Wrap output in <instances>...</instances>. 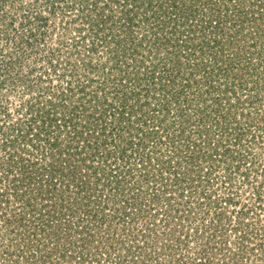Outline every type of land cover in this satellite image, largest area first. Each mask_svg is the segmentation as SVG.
<instances>
[{
	"label": "trees",
	"instance_id": "trees-1",
	"mask_svg": "<svg viewBox=\"0 0 264 264\" xmlns=\"http://www.w3.org/2000/svg\"><path fill=\"white\" fill-rule=\"evenodd\" d=\"M239 1L242 3V7L237 4L233 8H231V2L237 3L236 0H181V3L179 0H113V5H109L121 8L120 12L116 11L119 13L118 22L120 23L115 21L117 17L113 14L114 10L111 7L112 10L107 16H104L105 20L107 19L106 23L112 22L111 33L117 35H106L103 39H109L112 50L116 51L117 56L114 57L115 64L109 68L113 75L111 76L112 83L108 78L106 85L100 89L102 92L97 91L95 94L97 96L101 94L106 98L101 99V103L98 102V104L103 105L107 100L109 103L105 107L92 106L91 101L80 96L75 101L73 98L78 96V93H83L86 89L85 86L80 88L78 86V89H75L68 82L66 91L57 89L59 94L56 92L54 97L55 95H58L59 98L62 96L64 104L72 99V104L75 103L73 112L80 108L83 112L89 113L86 128L81 131L75 130L76 134L71 138L73 141L85 142V145L67 147L66 152V148L63 150L60 147L58 140L54 145L48 140L47 144L52 147V152L48 157L44 156L42 162L39 159L33 160V162L22 159V157L19 159L22 165L19 168L21 174L18 175V180H13L15 182L14 189H10L25 209L18 213L15 221L19 222L22 227L28 228L27 223L30 224L32 231L39 224L36 221L44 222L43 229H46L44 231L50 233L49 237L52 236L58 240L57 246L54 245L55 248L50 249L44 245L43 249L46 250L44 253L49 251L47 254H41L44 260H52L53 255L57 260L56 264L73 260L75 256L72 254V249L82 238L83 244L86 246L85 251H89L86 254L82 252V256H77L81 263L87 262L86 257L95 259L91 260L93 264H102V256L111 258L117 250L120 253V258L115 261L118 260L120 264H138V261H135V259L140 260L136 256L137 251H139L140 257L145 259L141 252L143 249L138 242L132 243V245L125 243V238L129 233L134 234L137 239H146L153 234V238L157 239L156 241L161 239L162 244L173 239L185 247H190L191 243L197 244L198 248L190 247V250H193L190 253L194 255V258H191L192 261L189 264H199L197 259H204L209 264H216L215 259L218 254L220 258L224 259L228 258L227 255H229L228 259L233 260L241 258L243 261V259L252 258L255 249H250L248 246L252 241L249 233L251 230L254 233L257 229L255 224L244 221L249 216V212L240 213L235 225L230 226L231 223H227L231 220L228 210L240 203L239 192L241 190L239 189L250 184L251 173H241L240 176L243 177L241 184L240 182L237 184L235 176L233 177V174L236 173L230 167L227 168L229 170L227 180L225 176L217 173L220 168L229 165V160H236L237 168H240L242 162L253 164L260 155L256 154L250 146L243 144L241 132L237 133L234 140L224 143V146L220 144V142L223 143V137L220 139L221 141L214 144L212 136L208 138L209 134L206 135L207 137H203L202 133L206 128H202L203 120H201L202 116L204 118V115L201 114L206 113L207 109L211 107L212 112L215 109L214 112H219L223 118V120L218 119L215 127L219 128V132L224 136L226 135L224 132H227L232 126L228 125L230 120L225 124V119L231 113L224 112L227 108L226 105H229L228 109L233 108L231 104L233 102L227 94L233 93L237 97L236 103L245 105L246 98L244 100L237 93L238 90L246 93L244 86L247 81H239L236 84V79H242L243 73L248 69L247 65L254 60L247 55V51L251 47L258 46L261 36L250 34L249 44L245 46L246 53L240 48L243 46L238 43L235 45L233 41L244 33H248L245 28L246 22L249 21L248 17L255 21L264 19V2L255 6L258 3L253 1L250 4V10L246 11V0ZM197 4L199 5L197 6ZM141 10H143V15H139ZM176 10L181 12L178 15L179 18L173 12ZM135 29H140L143 33L138 36ZM199 36L205 41L201 40L198 47L194 49L190 47L187 52L190 40L195 42ZM149 42L151 51L148 53L144 47H147ZM153 44L154 48H157L156 52H152ZM184 45L187 50H182ZM192 46L194 47V45ZM216 47H220L221 50L215 52ZM225 47H233L232 49L245 53H242V57L250 62H244L240 57L239 61L231 59V63L227 65L226 60L222 61L220 60L222 58L218 56L220 51L226 50ZM206 50L215 52L219 70H216L215 67L210 69L208 64L200 58V55ZM199 51V56H194ZM261 52L254 51L251 56L255 53L262 55ZM119 53L123 54L121 57L124 61L120 59ZM128 55L132 56L136 62L131 58L129 60ZM191 57H193L192 61H190ZM90 65H87V69L95 70L96 68L97 70V67H90ZM183 65L185 69L182 68ZM107 66L99 65L100 69L98 68V70L107 69ZM182 69L185 70L184 73H181ZM214 71L217 73L216 77ZM118 72H120V78L115 76ZM143 81L145 82L143 83ZM128 86L132 87L128 89ZM135 86L138 87L137 90H134ZM141 87L146 88L145 93L140 90ZM124 88L126 89L124 90ZM130 90L132 91L129 92ZM152 90H156L154 92L160 96V104L153 110L150 109L151 98L156 100L157 95L151 94ZM103 92L105 93L102 94ZM91 95L94 94L90 93ZM109 96H112V99L108 98ZM248 98H252L251 94H247ZM46 100H50L49 102L53 105L54 112L52 113L54 115L52 117H54L60 110L59 104L51 97ZM209 101L213 104L212 106H207ZM236 103L234 102V104ZM203 105L207 109L203 108ZM191 109L195 110L197 114L200 113V117L198 116L194 121L198 130H193L192 135L200 133V141L209 148L211 146L214 150L211 153L208 152L209 154L207 151L202 153L204 160L211 162L213 168H210V172L203 173L204 166L199 169L195 167L194 155L198 143L197 140L185 136L186 130L184 129L193 125L190 123L189 117ZM62 110L64 111L63 115L69 111L67 107H63ZM172 111L178 120L176 123L166 125L167 117ZM243 111L244 109L241 112L243 113ZM235 119L234 126L237 128L240 124H238L236 116ZM57 120V117L51 118V125L57 127L55 125ZM151 122H157L158 125H154L157 126V131L149 126ZM175 125L179 129H174L172 133L170 129L175 128ZM65 126L58 125L59 128H65ZM62 132L60 130L58 133L61 135ZM159 132L162 133L159 134ZM153 134H155L154 138H152ZM29 135L27 133L23 136L24 141H31L28 140L30 139ZM253 138L254 146L261 144L256 140L257 135H254ZM10 143L14 145L13 141ZM55 146L59 147L58 152L55 151ZM77 148L83 152L82 158L78 155L80 153ZM188 154H190V160L183 161V158ZM19 161L15 163H19ZM27 166L33 168V171H29ZM257 171L258 169L253 172L257 173ZM6 173L7 177L11 176L13 169L10 167ZM93 178L97 181V187H104L103 190L116 189L121 192L124 197L123 201H125L124 191H129L133 195L132 202L130 199L129 204L126 203L125 207L117 208L114 203H110V198L115 195L100 197L96 194L103 193V191L100 190L98 193L97 188L92 194H89L91 196H89V200L87 197H83L82 201L79 195L84 194L77 192L79 195H76L71 189L80 187L83 191L90 182L87 183V180ZM26 179L30 182L26 183ZM36 180H40V182H36ZM34 181L37 188L33 190L34 193L36 192V194L32 193L33 197L28 196L30 191H19V185L32 186ZM16 182H19V185ZM219 183H221V190L224 193H222L223 196L216 198L218 190H215L214 187ZM118 192L116 191V194H120ZM254 198L258 202L264 201L263 182L257 185ZM39 200L46 203L47 208H49L48 204L53 207L47 211L49 216L59 218V223L54 224L50 222L53 220L47 219L48 216L44 215L46 210L38 208ZM69 204L71 205L69 206ZM76 208L78 210L75 211ZM263 208V206H259V209ZM32 213L36 216L35 221L30 219ZM180 225H184L183 228L187 229L186 231L191 230L194 233L193 237L189 236L192 240L182 242L181 236L184 235L185 230H182L177 237V227ZM62 226L64 229L61 232L64 234H60V229H56V227L61 228ZM158 226L162 229L158 230ZM226 228H230L231 232H236L237 240L234 251L226 246V240H228L225 237L228 232ZM75 229L79 230L77 234L73 233L74 236H79L77 240L76 237H70ZM118 232L120 233L118 234ZM255 234L259 236L260 233L256 232ZM73 239H75L74 242ZM221 243L225 246L218 247ZM91 244L94 246L90 249L89 245ZM92 249L93 253H91ZM168 250L172 252L167 246H163L160 252H168ZM126 251L132 256L121 257L122 252ZM177 251H180L179 248ZM54 259L53 261H55Z\"/></svg>",
	"mask_w": 264,
	"mask_h": 264
},
{
	"label": "rangeland",
	"instance_id": "rangeland-1",
	"mask_svg": "<svg viewBox=\"0 0 264 264\" xmlns=\"http://www.w3.org/2000/svg\"><path fill=\"white\" fill-rule=\"evenodd\" d=\"M179 1L181 3V0ZM253 1L258 3L255 4V6H258L260 2H264V0H246V11L250 10V4H252ZM236 2L237 3L231 2V8L235 7L237 4L239 7H242V3L239 0H236ZM109 5H113V0H0V264H56L57 262V260L54 259L55 255H53L55 261H53V259L46 261L41 255L42 253L44 255L49 252L47 251L44 253L46 251L43 249L44 245L52 249L57 246L58 241L54 239L55 237H49L50 233L44 231L46 230L43 229L44 222H40L39 220L36 221L37 223L39 222V224L36 226L37 228L32 231L30 224L27 223L28 228L26 226L22 227L19 222L15 221L16 216L19 215L18 213L25 209H23L22 205L17 200V196H15L10 189H14L13 186L15 182L13 180H18V175L21 174L19 168L22 165L21 160L19 161V159L22 157V159L31 160V162L39 159L42 162L44 156L48 157L52 152V147L47 144L48 140L53 145L56 140H58L59 145H61L60 147H62V149L66 148V152L67 147H77L76 145L81 147L85 145V142L73 141L71 138L76 134V132H74L75 130L81 131L83 128H86V124H88L89 120V113L83 112L80 108L73 112L75 103L72 104V99L64 104L62 96L59 98L58 95H55L54 97L57 89H64L63 92L66 91V89H68L67 85H69L68 82H70V84H72L71 86H74L75 89H78V86L79 88L85 86V91L83 93H78L79 95H76V97L73 98L75 101H77L80 96L91 101L93 103V105L91 104L92 106L105 107V105L109 103L107 100L103 105L98 104L101 99L103 100L106 98L101 94H99L100 96L95 95L97 91H100V89L106 85L105 83L108 78H110V82L113 81V79H111V76L113 75H111L109 68L115 64L114 57L117 56L115 53L116 51L114 49L112 50V44L109 43V39H103L106 35L115 36L116 34L111 33L112 27L110 26H112V22L106 23L107 19L105 20L104 16H107V14L113 9V14L117 17L115 21L120 23L118 22L120 19L119 13L116 11L120 12L121 8L119 6L111 7ZM198 5L199 4H197V6ZM178 6L181 7L180 5ZM173 12H175V16L181 14V12L177 10ZM139 15H143V10L140 11ZM248 19L249 21L246 22L247 26L245 27L248 33H244L241 37H238L233 41L235 45L238 43L240 46H243L240 48L244 52L247 49L245 46L249 44L251 35L254 36L257 34L261 36V41L258 43V46L255 48L251 47L247 51V55L254 60L247 65L248 69L243 73L242 79H236V84H238L239 81H247L246 86H244V88H246V93L241 90H238L237 93L244 100L246 98L245 105L237 104V97L234 96L233 93L231 95L229 93L227 94L231 102H233L231 103L233 108L228 109L229 105H226L227 108L224 112L231 113L229 114V117L225 119V124L230 120L228 125L231 124L232 126L230 125L231 127L227 132H224L226 134L224 136H222L223 133L219 132V128L215 127L218 119L223 120V118H221L222 115H220L219 112H214L215 109H212V112L211 107L207 109V107L203 105V108H206L208 111L201 114L204 115V118L202 116L201 120H203L202 128H206L202 133L203 137L209 134L208 138L212 136L211 139L212 142L214 141V144H216L217 141H221L220 139L223 137V143L220 142V144L224 146V143L227 141L229 142V140H234L237 133L241 132L243 134V144L245 146H250V148L261 157L255 160L253 164H244V162H242L241 167H238L239 169L237 168L238 165L236 160H229V165L220 168V171L217 173L225 176L227 180V175H229V170H227V168L230 167L231 170L236 173L233 174V177L235 176L234 178L237 181V184L243 182V177L240 176L241 173H251L250 184L239 189L241 190V192H239L240 203L236 206H232L228 210V216L231 217L232 222L230 220L227 223H231L230 226L235 225L240 213L244 211L249 212V216L246 217L244 221L246 223L255 224L256 226L255 228L257 231L253 233L251 230L249 233L252 241L248 245L250 249H255V253L251 259H243V261L241 258L234 260L228 259L229 255H227L228 258L226 259L223 257L220 258V255L218 254L215 259L216 264H223V262L224 264H264V208L259 209V206L264 207V201L258 202L255 200L256 198H254L257 185H259L260 182L264 183V19H261L260 21L250 20V17H248ZM135 30L137 34H139L138 36L143 33L140 29ZM201 40L205 41L201 36L197 37L195 42L191 40L189 42L188 40L189 43L187 47H189V49L187 50L184 45L182 50L186 49L187 52H189L190 47H192V49L198 47V45L201 44ZM192 45H194V47ZM150 47L149 42V45L144 47L145 51L149 53V51H151V49H149ZM232 48L233 47H225L226 50L224 52L220 51V55H218L222 58L220 60H226L225 62H227V65L231 63V59L239 61L240 57L243 56V52ZM219 50H221L220 47L215 48V52ZM156 51L157 48H154L153 44L152 52ZM254 51H262V55H257V53H255L251 56V53ZM111 52L114 53L112 54ZM215 52L212 53L211 50H206L205 53L200 55V58L208 64L210 69L215 67L216 70H219L218 65L216 64ZM199 53L200 51L194 56H199ZM119 56L120 59L124 61L123 57H121L123 54L119 53ZM193 57H191L192 59L190 61L193 60ZM127 58H129V60L134 59L132 56L129 57V55ZM242 58L244 62H250L248 59H244V57ZM134 62H136L135 59ZM89 64H91L90 67H97V70L96 68L95 70H91L92 68L87 69V65ZM99 65H101V67H106L108 65L109 67L107 66V69L101 68V70H98ZM249 67L251 68L249 69ZM182 68L185 69L184 65ZM184 69H182L181 73L185 72ZM255 69V74H253ZM115 76L120 78V72ZM214 76H217L216 71H214ZM144 82L145 81H143V83ZM231 82L233 83L234 80ZM128 87V89H130L132 86ZM133 88L134 90H137L138 87L135 86ZM125 89L126 88H124V90ZM140 90H142L143 93L146 92V88L143 89L141 87ZM131 91L132 90L129 92ZM154 91L156 92V90L150 91L151 94L155 93ZM90 93L95 96L91 95L94 96L92 98ZM104 93L105 92L102 94ZM56 94L59 93L57 92ZM155 94L157 95V99L155 100L151 98L152 105L150 109L152 110L156 109L155 107L160 104V96L157 93ZM247 94H251L252 98L247 99ZM48 97L57 100L56 103L59 104L58 108L60 110L57 111L54 117H52L54 115V113H52L54 112L53 105L49 102L50 100H46ZM108 98L112 99V96H109ZM89 101L87 102L88 105L90 103ZM210 102L211 101H209L207 106L213 105ZM234 102L236 104H234ZM63 107L69 109V111L65 112L66 115H63ZM243 109L244 111L242 113L241 111ZM189 114L190 123L193 125H190L184 130H186L185 136H189L192 140H197L198 143L194 155L196 162L195 167L199 169L204 166L203 173H206L207 171L210 172V168H213L211 162L208 160L205 161L204 157H202V153L206 151L207 153H211L214 150L211 146L209 148L200 141V133H194V135H192L193 130H198L196 125H194V121L198 116L200 117V113L197 114L195 110L191 109ZM49 115L52 119L57 117V124H55L57 127L51 125V118ZM235 116L238 124H240L237 128L234 126L236 124ZM161 118L163 117L161 116ZM34 119L35 121L33 122ZM177 120L176 115L172 111V113L168 115L165 124L170 125L176 123ZM58 125L66 126L65 128H59ZM154 125H158L157 122H151L149 124L151 128L156 129L157 126ZM174 127L175 128L170 129L172 133L174 132V129H179L176 125ZM60 130L63 131L61 135L58 133ZM155 131H157V129ZM27 133L30 134V139H28L31 140L30 142H26L23 139V136ZM161 133L162 132H159V134ZM154 135L155 134H153L152 138H154ZM254 135H257L256 140L261 144H257V146H254L255 144L253 145L252 140L254 139ZM11 141L14 142V145L10 143ZM27 143L28 145L26 146ZM54 148L55 151L58 152L57 149H59V147L55 146ZM231 149H234V147H231ZM77 151L80 153L78 155L82 158L84 156L83 152H81L79 148H77ZM189 156L190 154L186 155L185 158H183V161H185V159L187 161L190 160ZM17 161H19V163H15ZM40 161L39 164H41ZM249 162L251 161L249 160ZM25 164L27 165V162H25ZM10 167L13 169V173H11V176L7 177L6 172H8ZM257 169V173L253 172ZM28 170L33 171V168L28 167ZM28 179L25 180L26 183L30 182ZM88 181L90 182L88 183ZM36 182H40V180H36ZM16 183L19 185V182ZM87 183L88 184L83 191L78 187V191L75 188L71 189L73 190L72 192H74V194L76 193V195H79L77 192H82L84 195L80 194V199L83 197H87L88 199L90 196L89 194H92L97 188L98 193L100 190L103 191V193H95L96 195H100V197L104 195H115L110 198V203H114L117 208L125 207V204H129L130 199L133 198V195L129 191H124L125 201H123L124 197L121 192H118L116 189L103 190L105 189L104 187H97V181L95 178L88 179ZM26 186L27 185L22 186V184L19 185V191H30L28 196L31 195L30 197H33V190H36L37 188V186H35V181L32 186H27L28 188ZM221 187V183L218 185L215 184L214 189L218 190V192H216V198L223 196L222 193H224V191L221 190ZM116 191L120 194H116ZM34 194H36V192ZM130 202H132V199ZM37 203L39 204L38 208L40 210H46V214L44 215L48 216L47 219L53 220L50 222H53L54 224L59 223V218L52 217L51 215L49 216L47 210L53 209L51 205L48 204L49 208H47L45 206L47 205L46 203H42L40 200ZM70 205L71 204H69V206ZM76 210H78V208H76L75 211ZM79 210H81V208H79ZM30 215H32V218L30 219L35 221V214L32 213ZM183 226L184 225H180L181 228L177 227V237L182 230H185L184 235L181 236L182 242L192 240L190 237H193L194 233L191 230L186 231L187 229L183 228ZM62 227H56V229H60V234H64V232H61L62 229H64V227ZM251 227L253 228V226ZM161 229L158 226V230ZM226 229L228 230L225 236L226 239H228L226 240V246L234 251L236 246L235 242L237 240L236 232H231L230 228ZM78 231L79 230L75 229L71 233L72 235L69 234L70 237H76L75 239L77 240L79 236H74L73 233L77 234ZM256 232L260 233L259 236H256ZM119 233L120 232H118V234ZM242 234L244 233L242 232ZM152 235L153 234L146 239H137L134 237V234L131 235V233H129L125 238L126 244L128 243L132 245V243L138 242V244L142 246L141 248L143 250L141 252L145 259H142L138 254L139 251H137L136 256H138L140 260L135 259V261H138V264H189L190 261H192L191 258H194V255L190 253L193 251L190 250V247L192 249L198 248L197 244L191 243L190 247H185L180 243H176L178 241L173 239L165 241V245H163L164 243L162 244L161 239L156 241L157 239H154V236ZM75 239L72 241L74 242ZM79 240L80 241H77L72 249V254L75 256L74 259L68 262H63L62 264H93L91 263L93 262L91 260L95 259L86 258L85 255L84 257L87 262L81 263V261L77 259V256H82V252L86 254L87 251H89H85L86 246L83 244L82 238ZM62 241L64 243V240ZM94 245H89L90 249ZM162 245L167 246L172 252L169 250L168 252H160L163 248ZM224 246L225 244L222 245L221 243L218 247ZM178 248L180 251H177ZM91 251V253H93V249ZM124 255L127 256L130 254L126 251L122 252L121 257ZM118 258H120V253L116 250V253H113L111 258L108 256H102V264H120L118 260L115 261V259ZM197 262L199 264L207 263L204 259H197Z\"/></svg>",
	"mask_w": 264,
	"mask_h": 264
}]
</instances>
